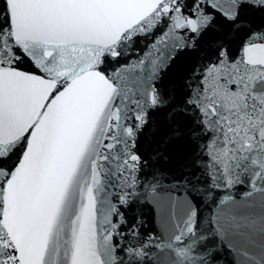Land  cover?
<instances>
[{
  "label": "snow or ice",
  "instance_id": "1",
  "mask_svg": "<svg viewBox=\"0 0 264 264\" xmlns=\"http://www.w3.org/2000/svg\"><path fill=\"white\" fill-rule=\"evenodd\" d=\"M0 264H264V0H0Z\"/></svg>",
  "mask_w": 264,
  "mask_h": 264
}]
</instances>
